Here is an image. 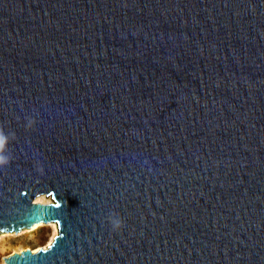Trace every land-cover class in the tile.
<instances>
[{"label": "water", "instance_id": "obj_1", "mask_svg": "<svg viewBox=\"0 0 264 264\" xmlns=\"http://www.w3.org/2000/svg\"><path fill=\"white\" fill-rule=\"evenodd\" d=\"M0 131L5 264H264V0H0Z\"/></svg>", "mask_w": 264, "mask_h": 264}, {"label": "rangeland", "instance_id": "obj_2", "mask_svg": "<svg viewBox=\"0 0 264 264\" xmlns=\"http://www.w3.org/2000/svg\"><path fill=\"white\" fill-rule=\"evenodd\" d=\"M36 202L49 204L51 199L43 195L37 197ZM29 231L24 229L19 233H0V264H4V259L14 253H20L27 249L35 252L46 248L58 234L52 224H45L32 232Z\"/></svg>", "mask_w": 264, "mask_h": 264}, {"label": "clouds", "instance_id": "obj_3", "mask_svg": "<svg viewBox=\"0 0 264 264\" xmlns=\"http://www.w3.org/2000/svg\"><path fill=\"white\" fill-rule=\"evenodd\" d=\"M8 143V137L4 135L2 131H0V166L6 165L9 162V157L5 155V147ZM114 226L118 227L120 222L114 221Z\"/></svg>", "mask_w": 264, "mask_h": 264}, {"label": "bare ground", "instance_id": "obj_4", "mask_svg": "<svg viewBox=\"0 0 264 264\" xmlns=\"http://www.w3.org/2000/svg\"><path fill=\"white\" fill-rule=\"evenodd\" d=\"M43 196V195H42ZM39 197V196H38ZM47 197V196H46ZM50 198V197H49ZM36 199L37 198H35L34 199V202L35 203H38V202H36ZM51 199V198H50ZM49 202V201H48ZM42 204V203H41ZM49 224H52L54 227H55V229H56V231L57 232H59V229H58V226L56 225V224H54V223H49ZM43 225H45L44 223H41V224H38V225H35L34 227H32L31 229H26V230H30L29 232H32V231H34V230H36L38 227H41V226H43ZM2 233V232H1ZM47 248V247H46ZM36 252H38V251H33V253H36ZM21 253V252H20ZM4 264H5V261H4Z\"/></svg>", "mask_w": 264, "mask_h": 264}, {"label": "snow or ice", "instance_id": "obj_5", "mask_svg": "<svg viewBox=\"0 0 264 264\" xmlns=\"http://www.w3.org/2000/svg\"><path fill=\"white\" fill-rule=\"evenodd\" d=\"M57 207H59V205H56ZM0 231H7L6 229H0ZM48 247H52V244L50 243L49 245H48Z\"/></svg>", "mask_w": 264, "mask_h": 264}]
</instances>
